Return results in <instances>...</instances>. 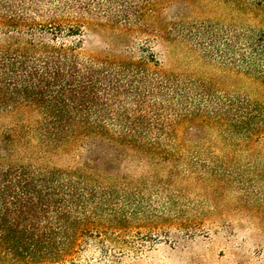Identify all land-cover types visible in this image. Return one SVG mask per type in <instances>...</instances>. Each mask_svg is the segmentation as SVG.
Segmentation results:
<instances>
[{"label":"trees","instance_id":"16d2710c","mask_svg":"<svg viewBox=\"0 0 264 264\" xmlns=\"http://www.w3.org/2000/svg\"><path fill=\"white\" fill-rule=\"evenodd\" d=\"M174 1L0 0V118L37 117L0 126V264L60 263L90 237L122 254L135 249L133 233L140 249L201 231L191 188L231 172L192 151L207 137L248 143L262 129L260 106L159 59L151 71L143 58L85 56L80 40L60 36L77 38L84 25L153 32L185 67L212 60L264 86V29L244 22L264 20V0H182L164 20ZM208 7L235 18H203ZM71 146L85 152L74 164L48 162Z\"/></svg>","mask_w":264,"mask_h":264},{"label":"rangeland","instance_id":"374dc122","mask_svg":"<svg viewBox=\"0 0 264 264\" xmlns=\"http://www.w3.org/2000/svg\"><path fill=\"white\" fill-rule=\"evenodd\" d=\"M180 2L182 0H176L166 6L161 10L160 17L169 20L175 13V5ZM155 15L158 17V9ZM200 16L215 18L230 15L208 7ZM62 22L56 17L43 19L44 24H52V27L61 23L63 29L65 24ZM244 22L264 29V20L258 16L245 18ZM55 31L60 32L59 27ZM81 31L77 38H69L65 34L60 36L67 42L80 40L82 46L79 51L85 56L111 60L143 58L151 71L158 69L159 59L165 70L187 71L203 78L221 90L260 106L262 129L248 143L238 141V147H225L219 140L207 137L201 149H193L194 156L211 160L210 165H214V160L218 158L225 164L223 169L231 172L225 181L202 183L191 188L190 199L202 213L201 231L177 241L159 237L140 249L139 236L133 233L127 241L135 249L122 254L111 244L102 245L95 238H84L70 257L56 264H264V86L254 84L235 72L222 71L212 60L202 66L194 63L189 68L185 67L178 54L171 57L168 44L158 41L153 32L135 31L122 36L116 29L102 30L88 25L82 26ZM44 37L49 42L50 35L45 33ZM36 118L33 113L20 112L15 116L1 117L0 126L30 124ZM31 144L37 146V138L31 139ZM83 154V148L71 146L52 152L47 155V160L64 168L74 164L73 160L77 161L75 158ZM171 233L174 234V231Z\"/></svg>","mask_w":264,"mask_h":264}]
</instances>
